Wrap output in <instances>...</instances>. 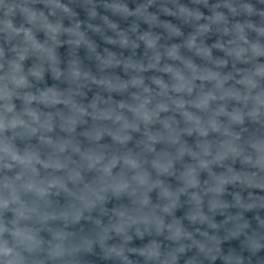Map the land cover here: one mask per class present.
I'll return each instance as SVG.
<instances>
[{
    "label": "clouds",
    "instance_id": "9594fccd",
    "mask_svg": "<svg viewBox=\"0 0 264 264\" xmlns=\"http://www.w3.org/2000/svg\"><path fill=\"white\" fill-rule=\"evenodd\" d=\"M0 264H264V0H0Z\"/></svg>",
    "mask_w": 264,
    "mask_h": 264
}]
</instances>
